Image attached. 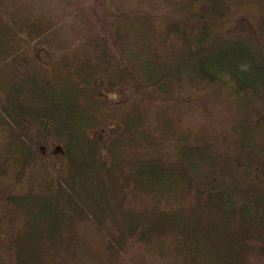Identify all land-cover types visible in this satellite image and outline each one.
I'll list each match as a JSON object with an SVG mask.
<instances>
[{
	"label": "trees",
	"instance_id": "1",
	"mask_svg": "<svg viewBox=\"0 0 264 264\" xmlns=\"http://www.w3.org/2000/svg\"><path fill=\"white\" fill-rule=\"evenodd\" d=\"M97 1L0 0V264H264V0Z\"/></svg>",
	"mask_w": 264,
	"mask_h": 264
},
{
	"label": "rangeland",
	"instance_id": "2",
	"mask_svg": "<svg viewBox=\"0 0 264 264\" xmlns=\"http://www.w3.org/2000/svg\"><path fill=\"white\" fill-rule=\"evenodd\" d=\"M97 2H99V5L100 6L102 5V7L104 8V9L102 8L101 12L104 11L106 8V0H98ZM143 6L144 7H142V10L149 11V12H157V16H156L157 23L162 21L163 19L162 15H164V12L162 9H159L158 5L144 4ZM244 13L247 18L252 20L251 15L246 13V11H244ZM202 101H204L207 105H210L209 99L203 98ZM200 104L201 103L199 102L198 107H196L195 111L192 112L191 114L192 120H194V122L196 123L202 120L204 122L205 128L210 129V130H221L224 133H227L226 131H227L228 125L226 122L231 118V113L229 109L227 108V106L225 104H221V106L216 107L215 109H211L209 113L211 114V121H210V119H208V117L203 115V113L201 112L202 110L199 107ZM202 116L203 118L201 119Z\"/></svg>",
	"mask_w": 264,
	"mask_h": 264
}]
</instances>
